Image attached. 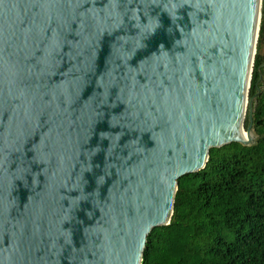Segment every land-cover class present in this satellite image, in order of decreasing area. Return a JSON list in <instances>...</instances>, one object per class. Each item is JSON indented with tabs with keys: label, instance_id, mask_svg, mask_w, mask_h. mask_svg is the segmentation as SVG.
I'll use <instances>...</instances> for the list:
<instances>
[{
	"label": "water",
	"instance_id": "95a60500",
	"mask_svg": "<svg viewBox=\"0 0 264 264\" xmlns=\"http://www.w3.org/2000/svg\"><path fill=\"white\" fill-rule=\"evenodd\" d=\"M261 8L0 0V264H141L178 179L256 140Z\"/></svg>",
	"mask_w": 264,
	"mask_h": 264
},
{
	"label": "trees",
	"instance_id": "16d2710c",
	"mask_svg": "<svg viewBox=\"0 0 264 264\" xmlns=\"http://www.w3.org/2000/svg\"><path fill=\"white\" fill-rule=\"evenodd\" d=\"M263 44L264 0L248 92L256 140L211 148L203 169L178 179L170 222L150 231L141 264H264Z\"/></svg>",
	"mask_w": 264,
	"mask_h": 264
},
{
	"label": "rangeland",
	"instance_id": "374dc122",
	"mask_svg": "<svg viewBox=\"0 0 264 264\" xmlns=\"http://www.w3.org/2000/svg\"><path fill=\"white\" fill-rule=\"evenodd\" d=\"M260 53L263 55L264 54V44L261 46ZM264 66V64H263Z\"/></svg>",
	"mask_w": 264,
	"mask_h": 264
},
{
	"label": "bare ground",
	"instance_id": "6f19581e",
	"mask_svg": "<svg viewBox=\"0 0 264 264\" xmlns=\"http://www.w3.org/2000/svg\"><path fill=\"white\" fill-rule=\"evenodd\" d=\"M246 134L244 133V136H245Z\"/></svg>",
	"mask_w": 264,
	"mask_h": 264
}]
</instances>
